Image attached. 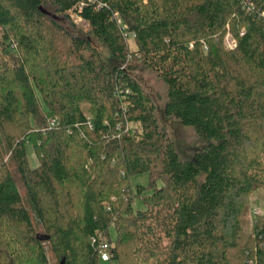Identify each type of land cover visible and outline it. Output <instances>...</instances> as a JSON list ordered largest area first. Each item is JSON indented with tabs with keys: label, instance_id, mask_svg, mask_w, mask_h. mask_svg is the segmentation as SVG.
I'll return each mask as SVG.
<instances>
[{
	"label": "trees",
	"instance_id": "1",
	"mask_svg": "<svg viewBox=\"0 0 264 264\" xmlns=\"http://www.w3.org/2000/svg\"><path fill=\"white\" fill-rule=\"evenodd\" d=\"M0 30V264H264V0H0Z\"/></svg>",
	"mask_w": 264,
	"mask_h": 264
},
{
	"label": "rangeland",
	"instance_id": "2",
	"mask_svg": "<svg viewBox=\"0 0 264 264\" xmlns=\"http://www.w3.org/2000/svg\"><path fill=\"white\" fill-rule=\"evenodd\" d=\"M73 18L75 22L74 24L77 26V28L83 29L84 32L88 30V25L86 23L80 21V19L76 18V16H74ZM3 36H4V33L2 30H0V48L2 47V49L5 50V48H3V40H4ZM94 45L100 50L103 58L105 60H109L110 55H109V52L106 46H104L100 41H97V40H94ZM131 46L133 48V44H131ZM134 75L141 82L142 86L147 90V92H150L152 94L154 98L153 100H155L160 110V113H161V106L166 96V89H165L164 84L155 76V74L152 71H149V70L142 69V70H139V72L136 71ZM161 120H162L161 124L164 126L166 131L174 139L179 149V152L181 153L182 156H185V157L191 156L193 152H195L198 149L199 147L198 138L196 137L192 129L182 127V125L178 123L177 121L166 118L162 115H160V121ZM125 126H128V125L126 124ZM129 128L130 130H135L132 124H129ZM27 148H28V157H29L30 165L32 167H37L39 165V161H38V157L35 153L33 145L30 144L27 146ZM148 180H149V176L147 174H144V175L134 177L132 179V183L135 186L140 185V184L147 186L146 184H148ZM19 188H20L19 190H21V193L25 197L26 192L21 183L19 184ZM27 206L31 211V215L33 219L35 220L36 217H35V214L32 213L30 205L27 204ZM142 208H143L142 202L140 200H137L134 203V209L139 210ZM256 208L264 210V187L257 190L256 192L252 194L248 210L244 214L243 221H244V227H245L244 228L245 237H247L248 234L252 232L251 223L254 218L253 210ZM110 239L113 242L116 239V232L114 229H111ZM49 259L51 260L52 264H57L53 260L52 257H50Z\"/></svg>",
	"mask_w": 264,
	"mask_h": 264
},
{
	"label": "built area",
	"instance_id": "3",
	"mask_svg": "<svg viewBox=\"0 0 264 264\" xmlns=\"http://www.w3.org/2000/svg\"><path fill=\"white\" fill-rule=\"evenodd\" d=\"M230 45L232 46H235V44H231ZM52 125H54V121L52 122ZM253 213H254V218L252 220V232L249 233L248 235L250 234H254V235H257L258 232L260 231L259 228H256L255 226H257L259 224V221L261 218H264V210H261V209H254L253 210ZM110 253H111V245L109 242L107 241H104L102 243L99 244V254H100V258L102 259V261L104 262H107L109 261L110 259Z\"/></svg>",
	"mask_w": 264,
	"mask_h": 264
},
{
	"label": "water",
	"instance_id": "4",
	"mask_svg": "<svg viewBox=\"0 0 264 264\" xmlns=\"http://www.w3.org/2000/svg\"><path fill=\"white\" fill-rule=\"evenodd\" d=\"M60 264H64V261L62 260Z\"/></svg>",
	"mask_w": 264,
	"mask_h": 264
}]
</instances>
